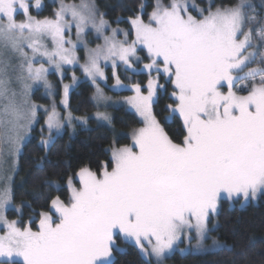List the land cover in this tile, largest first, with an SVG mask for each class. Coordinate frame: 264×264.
<instances>
[{
    "label": "snow or ice",
    "instance_id": "1",
    "mask_svg": "<svg viewBox=\"0 0 264 264\" xmlns=\"http://www.w3.org/2000/svg\"><path fill=\"white\" fill-rule=\"evenodd\" d=\"M148 6L137 0L127 9L134 13L127 21L117 16V25H130L121 29L111 26L96 0H60L42 18L43 0H0V264H112L113 252L122 251L116 247L117 236L134 245L147 264H164L176 250H205L209 233L219 226L222 199L230 208L238 204L242 209L264 195V0L259 7L253 0H204L203 6L195 0H155L145 21ZM90 30L103 41L94 48L85 39ZM81 45L83 63L77 56ZM139 47L147 50L143 70L149 79L146 85H125L117 69L122 64L126 71H140L134 67L142 59ZM109 62L112 88L130 87L134 95L123 102L144 125L133 129L132 145H112L111 171L105 166L97 174L81 167L76 173L79 188L69 177L67 202L51 198L47 209H33L23 226L9 220L15 175L40 110L43 154L35 167L43 172L65 127L86 125L89 119L70 110V93L81 80L73 72L72 82L63 83L68 68L79 66L95 87L96 106H107L111 98L101 82L107 84L104 68ZM53 69L60 77L63 113L55 102L45 107L31 99L41 85L48 96L54 95L55 85L48 80ZM153 71L157 77L162 72L174 86V103L163 109V121L154 104L164 85L152 77ZM176 114L185 130L179 143L164 127ZM95 118L112 120L100 111ZM181 240L186 248H179ZM210 247L232 252L219 238ZM232 264L252 261L241 249Z\"/></svg>",
    "mask_w": 264,
    "mask_h": 264
},
{
    "label": "trees",
    "instance_id": "2",
    "mask_svg": "<svg viewBox=\"0 0 264 264\" xmlns=\"http://www.w3.org/2000/svg\"><path fill=\"white\" fill-rule=\"evenodd\" d=\"M66 2L77 0H65ZM154 0H146L149 5L145 8V16L152 10ZM201 6L204 0H195ZM137 0H96L101 11L108 13L106 19L116 23L117 16H123L127 21L129 15L134 14L128 11ZM259 7V5H257ZM122 8L125 9L122 11ZM53 5L46 2L45 9L39 13L40 17L49 16L53 12ZM120 25L128 26L126 22ZM254 66V65H252ZM136 76V75H133ZM162 77V76H161ZM132 77V81L140 84L146 82L147 75L141 73ZM164 90L159 92L154 104V111L158 119L164 120L167 112L163 111L166 105L174 103L171 97L173 91L169 81H165ZM145 90V88H144ZM93 87L88 81H81L70 94V108L76 115H86L92 110L91 94ZM37 99V95L34 94ZM46 101V99H42ZM90 126H76L72 132L69 129L60 134L48 153L47 162L44 164V171L38 172L35 164L43 154L36 136L32 137L30 143L24 147L23 156L20 159L19 170L14 182V209L7 213L9 218H19L20 224H26L33 214L47 209L51 198L59 196L61 200L67 201L69 191L66 181L73 176L81 167L87 166L93 172L99 174L106 166L107 170L112 168L109 148L115 145H124L129 142V137L122 133H129L141 126V121L131 111L124 108L113 110L110 126L97 125L89 119ZM165 130L175 142H181L185 135L183 122L176 114L170 122L164 123ZM42 181H47L43 183ZM77 185V184H76ZM25 205L17 211L18 205ZM31 205V208L27 205ZM38 220V217H36ZM219 226L210 232L214 238H219L221 243L231 245L232 252L209 251L205 253H187L181 255L177 252L167 258L168 264H232L233 254L244 249L252 264H264V195H261L256 202L250 201L244 208L237 204L231 207L227 200L221 201L220 214L218 216ZM36 229V224L32 225ZM119 244L123 246L121 252H115L112 264H147L134 245L126 244L121 239Z\"/></svg>",
    "mask_w": 264,
    "mask_h": 264
},
{
    "label": "rangeland",
    "instance_id": "3",
    "mask_svg": "<svg viewBox=\"0 0 264 264\" xmlns=\"http://www.w3.org/2000/svg\"><path fill=\"white\" fill-rule=\"evenodd\" d=\"M35 0H32V3L34 4ZM48 2L50 4L53 5L54 9L58 7L59 5V2L60 0H43V4H44V8L43 10L45 9V3ZM66 2V1H65ZM71 2H79V0L77 1H70V2H66V3H71ZM155 2V0L153 1V3ZM165 2H167V0H165ZM196 4L197 1H195ZM253 3H255L256 5H259L261 4V0H253ZM199 5V4H198ZM53 9V10H54ZM42 10V11H43ZM41 11V12H42ZM152 11V10H151ZM149 11V12H151ZM40 12V13H41ZM148 12V13H149ZM32 14L33 15H36V11L35 9L33 8L32 9ZM17 20H22L23 19V15H17ZM42 18V17H41ZM145 21H147V15L146 17H144ZM110 22V21H109ZM111 26L112 27H119L121 29H130V25L128 26H123V25H117L116 23H112L110 22ZM119 38H123L122 36L119 37ZM73 39H75V29H73ZM86 40L90 41V43L88 44V47L90 48H94L96 47L97 44L99 43H102V39H96L95 37V33L93 31H89V34L85 37ZM129 42H131L132 39H134V35L130 36L129 38ZM138 55L142 58L140 62L138 63H135L134 64V67L139 69L140 71L138 72H133L131 70H125V66L124 65H120V67L117 69V72H118V75L120 76V79L122 80V82L125 84V85H131L133 83H137L138 81H132V77H136V80H139V78H137V76L141 73H145L147 75V79H146V82L144 83V85L147 84V81L149 79V75H148V72L146 70H143V64L144 63H148V59H147V50L146 49H143L142 47H139V50H138ZM77 56L79 57L80 59V63H83L84 62V56H85V50H84V47L81 45L80 48L78 49L77 51ZM103 63V62H102ZM252 65H250L251 67ZM162 67V65H161ZM105 70V73L108 77V80H107V84L105 85L104 82H101V87L104 89V92H105V95L110 97L111 100L108 102L107 106H105L104 104H101L99 107L96 106V103L95 101L92 100V96L95 92V87L92 85V83L90 81H88L87 79H85L83 77V73L82 71L79 69V66H76L75 69L69 67L68 68V71L66 72L65 74V78L63 80V83L65 84H70L72 82V75H73V72H75V75L80 78L81 81H88L92 87H93V92L91 94V102H92V110L90 112H88L86 115H76L70 108V110L72 111L73 115L76 116V117H79V116H87L89 119L93 120L95 124L97 125H104V126H110L111 123H108L106 121H97L96 118H95V113L97 111H100V112H106L108 113L111 117H112V114H113V110L117 109V108H124V109H127L129 111H131L132 113H134L138 119L141 121V126L140 127H143V122L141 120V118L136 114L135 110L134 109H131L129 105H127L126 103L123 102V98L124 97H127V96H131V95H134V93L131 91L130 87L127 88V89H123V90H120V89H113L112 88V85L115 83V80L113 79L112 77V72H113V69H112V66H111V63L109 62L107 64V66L104 68ZM245 71H247V69H245ZM133 75H136V76H133ZM162 76V77H161ZM152 77L153 78H157L158 79V83L161 84V85H164L165 86V81H169V83L172 85L171 81L168 80L164 75L163 73L161 72V74L159 75V77H157V73L155 71L152 72ZM48 80L50 82H52L55 87H54V95L53 96H48L46 93H45V90L43 88V86L41 85L39 87V90L35 91L34 94L37 95V99L34 98V94L32 95L31 99L33 102L39 104V105H43L45 107H49L53 102H55L58 106V109L63 113L64 112V107L62 104H60V100L62 98V86L60 85V77L55 73V70L53 69L52 72L49 74L48 76ZM241 84L244 83V81H240ZM143 85V84H141ZM76 87V86H75ZM74 87V88H75ZM172 87H174L172 85ZM74 88L72 90H74ZM164 90L163 89H159L158 90V93L157 95L159 94V92H162ZM224 91H227V87L225 85ZM144 93L147 94V89L145 87V90H144ZM71 94V93H70ZM42 99H46V101H42ZM114 102H119L118 105L116 106H113ZM69 105H70V97H69ZM38 119H39V123H37L35 125V129L33 130L32 132V137L36 136L38 138V140H40V133H39V130H40V127L41 125L44 123V113H43V109L40 110L39 114H38ZM88 119V123L86 125L84 124H80L79 122H76L72 128H68V127H65L64 130L66 129H69L70 131H74L76 129V126H82V127H89L90 126V121ZM138 127V128H140ZM137 129V128H136ZM64 130L62 131V133L64 132ZM61 133V134H62ZM131 133L132 131H130L129 133H122V134H125L126 136L129 137V142L127 144H124V145H115L116 147H123V146H130L132 145V136H131ZM45 135H47V131H45ZM112 147V146H111ZM111 147L109 148V153H110V159L112 161V156H111ZM113 163V162H112ZM113 167V166H112ZM112 168L108 169V171H111ZM78 172V171H77ZM76 172V173H77ZM76 173L71 176L72 178V183H73V186L76 187V188H79L80 187V180H79V177L76 176ZM15 179H16V175H15ZM69 180V178H68ZM68 180L66 181V186L68 188V191H69V185H68ZM77 184V185H76ZM69 198V197H68ZM258 200V199H257ZM256 200V201H257ZM68 201V200H67ZM65 201V202H67ZM256 201H252V202H256ZM10 209H14V206L12 204V206L6 211V215L8 213V211ZM8 217V216H7ZM9 220H13V219H17L19 220V218H9ZM20 221V220H19ZM25 225V224H23ZM21 224V226H23ZM211 227V222H210V225ZM33 230H36V229H33ZM0 234H3V231L0 230ZM214 236L210 235L209 233V236L208 238L205 240V250L203 251H189V252H185V253H180L179 250H176L175 252L181 254V255H184V254H187V253H205V252H209V251H212L213 249L210 247L212 245V241H213ZM119 240H120V237L117 236L116 237V247L118 249H122L123 250V246L119 244ZM122 241V240H121ZM192 245H195V239H193L192 241ZM188 245H187V242L184 241V240H181L179 242V248H186ZM138 250V249H137ZM115 252H121V251H114L113 252V255H112V259L115 257ZM174 252V253H175ZM171 256V255H170ZM169 256V257H170ZM144 258V257H143ZM168 258V257H167ZM167 258L165 259L164 261V264H168L167 262ZM18 259V258H17ZM145 259V258H144Z\"/></svg>",
    "mask_w": 264,
    "mask_h": 264
}]
</instances>
